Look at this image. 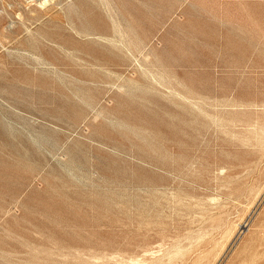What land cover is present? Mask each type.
<instances>
[{
	"label": "rangeland",
	"instance_id": "374dc122",
	"mask_svg": "<svg viewBox=\"0 0 264 264\" xmlns=\"http://www.w3.org/2000/svg\"><path fill=\"white\" fill-rule=\"evenodd\" d=\"M41 2L0 0V264H264V0Z\"/></svg>",
	"mask_w": 264,
	"mask_h": 264
},
{
	"label": "bare ground",
	"instance_id": "6f19581e",
	"mask_svg": "<svg viewBox=\"0 0 264 264\" xmlns=\"http://www.w3.org/2000/svg\"><path fill=\"white\" fill-rule=\"evenodd\" d=\"M49 0H42V2L40 3V5L41 6H45V4L48 2ZM105 1V4L107 5V7H108V5H109V3L107 4V0H104ZM110 8H111V6H110ZM112 9V8H111ZM111 12V11H110ZM113 13H114V11H113ZM111 14V13H110ZM112 17V16H111ZM114 22H115V20H114ZM117 23V22H116ZM118 29V28H117ZM123 29V28H122ZM122 39V38H121ZM35 54V53H34ZM35 56H36V54H35ZM39 56V55H38ZM37 57V56H36ZM40 58V57H39ZM38 59V58H37ZM41 61H43V60H41ZM43 63V62H42Z\"/></svg>",
	"mask_w": 264,
	"mask_h": 264
}]
</instances>
